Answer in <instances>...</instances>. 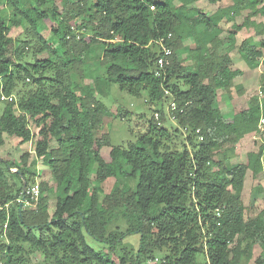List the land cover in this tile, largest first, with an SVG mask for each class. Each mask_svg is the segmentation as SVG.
I'll use <instances>...</instances> for the list:
<instances>
[{"label": "trees", "instance_id": "obj_1", "mask_svg": "<svg viewBox=\"0 0 264 264\" xmlns=\"http://www.w3.org/2000/svg\"><path fill=\"white\" fill-rule=\"evenodd\" d=\"M217 2L0 0L7 5L0 11V105L2 95L12 98L0 112V149L5 135L32 144L18 158L0 155V202L9 205L0 213L2 264H35L37 254L41 264H147L158 255L160 264H199V256L204 264H249L257 247L256 264H264V209L248 217L241 197L248 171L264 173V145L237 165L226 155L217 159L229 145L264 133V103L246 96L255 70L264 71V0H228L227 9L206 11ZM57 17L47 39L43 24ZM223 21L232 24L225 36ZM247 27L254 34L237 49L246 64L239 68L236 35ZM16 28L24 37L15 43ZM160 42L172 51L163 69ZM111 84L157 104L147 131L128 148L95 136L111 114L100 99ZM219 90L229 94L228 114ZM172 100L177 109L166 117L162 107L170 110ZM118 115L128 113L119 108ZM179 135L183 149L172 146ZM40 159L53 183H40L38 203L25 206L23 184L36 182ZM111 178L117 181L101 197ZM130 178L135 188L120 181ZM132 234L140 237L135 253L111 258L113 246ZM88 236L108 244V253L92 249Z\"/></svg>", "mask_w": 264, "mask_h": 264}, {"label": "rangeland", "instance_id": "obj_2", "mask_svg": "<svg viewBox=\"0 0 264 264\" xmlns=\"http://www.w3.org/2000/svg\"><path fill=\"white\" fill-rule=\"evenodd\" d=\"M223 2H225V4L222 7L227 9L229 6L228 1L224 0ZM6 7H7L6 4L0 3V11L5 9ZM214 7H219V6L217 3H215ZM208 10L211 11V8L210 6L207 5L206 11ZM60 11H62V8H60ZM59 21H61V18L57 17L55 19H50V21H47L46 23L43 24L44 28H43L42 34L47 39H51L52 37L49 26L54 25L58 23ZM242 21H243V17L238 16L236 18V22L241 23ZM78 23H80V20H78ZM231 26H232L231 23L228 24L227 30L229 27L231 29ZM41 27L42 26L40 25L39 29H41ZM76 32H77V35H81L83 31L77 30ZM226 34H227V31H226ZM253 34H254V29L252 27L244 28L243 30L237 33V35H239V42L236 47V50L233 52V58H234V62L236 66L239 68H242L244 66L246 67V64L244 60L238 54L237 49L238 47H240L244 39L251 37V35ZM11 37L15 40V43H16L17 39H19L20 37H24V32L21 28L13 29L11 32ZM185 43H186V46L190 47L193 45L194 42L191 39L189 40L187 39ZM184 50H182L180 53H183ZM14 51H15V44L13 43V45H11V47L9 48V55L13 56ZM261 73H262V70H259V68L255 70L254 72L255 85L246 93L247 101L250 104L259 103V102L264 103V95H261L259 92V88L262 84ZM239 85H240V81L237 80L235 82V87ZM218 93H219V104H220V108L222 112L225 114H228L231 111H233V108L229 106L228 104V101H229L228 92L225 90H219ZM231 93L233 94V97H237L236 89L234 87L232 88ZM2 96H1L2 104L0 105V112L2 111L4 105L10 101V100L2 99ZM100 99L107 105L111 114L109 115V117H106L104 119V126L96 131L95 136L102 137L104 135H108L113 146H119L123 148H128L129 144L136 142L137 138L141 134L147 131L148 119L152 117L154 110L157 109V104L150 103L149 105H147L144 102V100L132 97L127 92L121 91L118 84L108 85L106 88V96L100 97ZM119 108H122V110L125 113L127 112L128 116L122 119L118 115ZM162 109L165 113V116L169 117L170 110L168 107V103H166L162 107ZM167 127L168 129H170L169 125ZM185 144L186 142H185L184 136L179 135L173 138V141H172L173 147L178 148V149H183ZM262 145H264V133L263 134L255 133V134H252L244 138L236 145L231 144L228 147H226L225 154L219 155L217 159L218 160L223 159V157L226 155V159L229 161L230 164L237 165L244 161V156L248 152H251L252 150H254L255 147H259ZM53 147L54 148L56 147L55 142H53ZM187 148L191 149V147L188 145H187ZM27 151H32L31 143H27V144L19 146L16 139L8 135H5V144L0 149V155L4 157H9V155H11V156H15L18 158L24 152H27ZM109 152H110V148L108 147H105L102 150L103 156L107 159L109 157ZM36 172H37L36 177L33 178L31 181H36L39 183H43L44 181H47L50 184L53 183L52 175L48 171L47 166L43 163L41 159L38 161V164L36 166ZM116 181H117L116 178H111L102 184L103 192L101 193V197H104L105 194L111 191ZM120 181L122 182L127 181L133 188H135L136 186V181L131 178L121 179ZM50 195H51L50 197L52 199V202H54L55 195L52 193ZM241 197H242L244 204L247 207L248 217L249 216L255 217L260 211L264 209V173L260 174L257 178H255L252 172L248 171L246 179H245L244 188L241 191ZM123 225H121V227H123ZM86 240H87L88 245L92 249H94L96 252L108 253L110 249V246L108 244L99 242L91 238L90 236H88ZM139 243H140V237L137 234L126 235L123 238L122 242L113 246L114 254L111 255L110 257L111 258L121 257L125 255V253H128L131 256L135 253ZM261 251L262 250L259 247L256 248L254 252V257L249 264H256V260L260 256ZM157 258L160 261L162 260V256L160 255H158ZM42 259L43 258L39 254L33 255L32 257V260L35 264H41ZM198 260H199V264L200 263L204 264L206 261V257L199 256ZM160 263L161 262L157 264H160ZM147 264H152V262H149Z\"/></svg>", "mask_w": 264, "mask_h": 264}, {"label": "built area", "instance_id": "obj_3", "mask_svg": "<svg viewBox=\"0 0 264 264\" xmlns=\"http://www.w3.org/2000/svg\"><path fill=\"white\" fill-rule=\"evenodd\" d=\"M160 45L162 46V50H163V55L159 58L158 60V65L160 69L165 68L166 66L169 65V57L172 55V51L171 49L167 48L166 46H164V44L162 42H160ZM261 80L264 81V71L262 70L261 73ZM259 92L261 95H264V83L261 84L260 88H259ZM166 94L168 95L169 92L166 91ZM2 99L4 100H11L12 98H8V97H2ZM170 111H175L177 109V104L175 101H171L170 102ZM156 119H159V114L156 113L155 114ZM259 128L261 131H264V118H262ZM199 132V131H198ZM202 140V137H201ZM25 196V200L22 201V203H25V206H30V207H35V205L38 203L40 195H41V187H40V183L39 182H34L32 184H30L29 186L26 187L25 193L23 194ZM9 208V205H3L0 202V213L7 211ZM4 227H7V222L4 225ZM152 264H157L160 262L159 259H155V261H151ZM0 264L1 263V259H0Z\"/></svg>", "mask_w": 264, "mask_h": 264}, {"label": "crops", "instance_id": "obj_4", "mask_svg": "<svg viewBox=\"0 0 264 264\" xmlns=\"http://www.w3.org/2000/svg\"><path fill=\"white\" fill-rule=\"evenodd\" d=\"M224 0H218V2H217V4H218V6L219 7H214V5H215V3L214 4H212V5H209L210 6V8H211V10H213V12L214 11H217L218 10V8H220V6L222 7V2H223ZM226 1V0H225ZM228 1V0H227ZM213 6V7H212ZM237 23H239V22H237ZM228 24H230V23H226L225 21H223L222 23H221V27L225 30V32L222 34V36H225L226 35V31H227V25ZM228 29H230V27L228 28ZM252 36V35H251ZM236 40H237V45H238V42H239V35H236ZM243 68V67H242ZM259 70H263V68H262V66H260L259 67ZM240 84H241V81H240ZM250 135H252V134H250ZM250 135H248V136H250ZM248 136H246V137H248ZM245 137V138H246ZM243 140V139H242Z\"/></svg>", "mask_w": 264, "mask_h": 264}, {"label": "water", "instance_id": "obj_5", "mask_svg": "<svg viewBox=\"0 0 264 264\" xmlns=\"http://www.w3.org/2000/svg\"><path fill=\"white\" fill-rule=\"evenodd\" d=\"M26 187H27V183L24 182V184H23V194L25 193ZM24 200H25V196H23V200L22 201H24Z\"/></svg>", "mask_w": 264, "mask_h": 264}]
</instances>
